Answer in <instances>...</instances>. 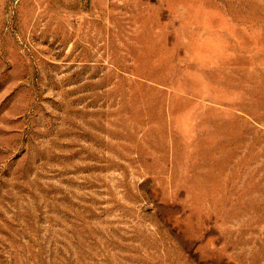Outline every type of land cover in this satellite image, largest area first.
<instances>
[{
  "label": "rangeland",
  "instance_id": "374dc122",
  "mask_svg": "<svg viewBox=\"0 0 264 264\" xmlns=\"http://www.w3.org/2000/svg\"><path fill=\"white\" fill-rule=\"evenodd\" d=\"M0 264H264V0H0Z\"/></svg>",
  "mask_w": 264,
  "mask_h": 264
}]
</instances>
